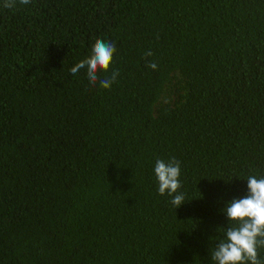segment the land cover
<instances>
[{
	"label": "trees",
	"instance_id": "obj_1",
	"mask_svg": "<svg viewBox=\"0 0 264 264\" xmlns=\"http://www.w3.org/2000/svg\"><path fill=\"white\" fill-rule=\"evenodd\" d=\"M2 5L0 264H215L222 209L264 177V0ZM97 39L110 89L69 71ZM158 158L181 163L179 208Z\"/></svg>",
	"mask_w": 264,
	"mask_h": 264
},
{
	"label": "clouds",
	"instance_id": "obj_2",
	"mask_svg": "<svg viewBox=\"0 0 264 264\" xmlns=\"http://www.w3.org/2000/svg\"><path fill=\"white\" fill-rule=\"evenodd\" d=\"M20 5H28L31 0H3V7L14 9ZM116 45L112 41L97 39L92 47L91 55L70 68V73L76 75L81 69L86 70L91 86L97 82L100 88L110 89L118 82L119 70L113 69L110 77L100 79L98 70L107 71L116 53ZM154 53L149 50L143 58L147 60L146 67L152 70L158 68L155 60L148 59ZM154 174L158 181L159 195L171 197L170 204L179 208L185 203V194L180 191L181 163L175 158L165 162L156 159ZM247 194L242 198L229 201L222 209L229 226L224 228V237L218 240L211 251V260L215 264H264L258 258V248L264 247V177L257 178L248 175Z\"/></svg>",
	"mask_w": 264,
	"mask_h": 264
}]
</instances>
